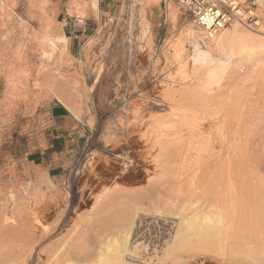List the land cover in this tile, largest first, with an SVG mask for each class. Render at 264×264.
Segmentation results:
<instances>
[{
	"label": "rangeland",
	"instance_id": "rangeland-1",
	"mask_svg": "<svg viewBox=\"0 0 264 264\" xmlns=\"http://www.w3.org/2000/svg\"><path fill=\"white\" fill-rule=\"evenodd\" d=\"M134 1L99 0L100 10L95 12L87 0H0V248H9V244L12 248L18 247L21 252L19 259L27 257L30 242H25V239L16 233L18 229L16 231L14 228L20 222L21 225L17 226L21 227L30 218V211H34L35 200L41 192L44 191L51 196L55 193L54 185L63 183L70 198L69 222L57 236L51 239L49 242L51 243L70 231L72 235L80 232V226L85 224L81 222H85L91 212L93 215L101 212L104 201L110 198V195L113 196L112 193L116 194L113 198L117 197L120 188L130 193L146 191L155 186L153 184L155 182L152 183L151 180L156 181L160 176L168 179V181L164 180L169 182L167 186L165 182L166 187L172 185L177 189L180 183V186L185 188L183 185H187L194 175L193 167L196 165L191 161L188 168L182 169L179 165L177 166L178 159L175 160L176 163L170 160L174 157L173 153L167 154L168 150L165 147L160 157L163 162L159 166L155 165L156 162H144V156L150 157L149 154L152 153V155H159V148H153L154 150L148 152L151 142L147 141L144 135H151L154 130L160 129L163 130L160 139L166 141L170 137L178 138L179 136L175 133L177 130L180 133L182 128L183 133L180 134H184L182 137L186 136V138L183 141L185 144L182 143L179 146L183 145L182 149L187 150L182 151L189 153L191 159L195 160L199 151L188 149L190 148V140H188L190 131L194 130L195 132L191 133H197V130L198 132L208 130V132L215 131V135H218L216 127L210 126V123L214 125L218 122L224 124L225 131L228 134L232 131L230 134L234 136L239 130L237 125L239 121L236 116L240 119V114L237 111L239 115L232 113L233 108H228L233 98L243 96L241 93L253 97L258 94V88L264 84V51L262 50L263 61L257 65L242 62L236 55L234 57L236 61L222 80L220 88L216 87L215 94L203 96L204 98L194 95L191 89L196 87L195 84L202 70L194 67L188 57L191 54V48L187 44L185 30L193 24L190 17L179 8L175 0H159L145 5L144 10L151 32L150 36L146 34L144 36L138 21L137 11L140 5L136 3L135 6ZM246 1L245 6L254 11L255 19L258 20V25L254 22H246V26L252 33L259 30L256 34H261L260 37H262L264 36V0ZM74 2L75 7L72 6ZM69 3L72 14L75 17L81 16L83 19L80 20L78 17L86 27L85 37L79 47L72 52L69 47L61 52L58 50L52 52L51 40H55L60 32L64 33V28L67 29L64 22L68 17L66 6ZM169 5L179 11L180 15L175 23L169 17ZM234 25L231 24L229 29H233ZM180 42L184 44L183 47L178 46ZM179 47L180 54L176 55V49ZM45 52L51 53L52 56L48 57L44 54ZM181 58L187 62L184 68H180ZM54 85L69 94L71 104L80 110L81 121L88 131L87 139L82 145L74 151L59 153L56 157L57 161L53 163V157L47 156L44 160H39L37 156L48 145L46 131L50 126L49 107L54 102L62 103L49 91ZM189 85L192 86L191 89ZM246 88L253 93L248 92ZM262 89L264 90L263 87ZM262 89L260 88V91ZM216 93L217 96H215ZM232 95L235 97L231 98ZM212 101L213 103L210 104L209 102ZM207 102L209 105L206 104ZM172 105H175L174 111L179 109L178 112L176 111L178 116L175 118L170 113ZM177 105H180L181 109ZM228 110L236 116L233 117L231 113L228 116V113L226 114ZM185 111L186 117L190 114V119L185 120ZM225 114L228 119L224 116ZM177 117L179 118L176 119ZM173 118L178 125L177 130L176 127L173 128L175 123ZM192 118L194 123L191 121ZM232 119L235 120L234 123ZM178 120L181 122H177ZM225 120L229 125L224 122ZM167 122L169 124L174 122L173 126L170 127L171 125ZM195 125L202 129L196 128ZM170 130L176 131L173 133ZM217 141L220 143L219 139ZM205 151H201L204 156L207 154ZM173 166L174 168L168 170ZM47 174L54 180L53 184L42 185L43 177L41 176ZM197 176L199 177L196 179L195 187L203 181L200 175ZM161 177L159 180L162 181ZM161 181L160 183H164ZM170 181L177 182V185L170 184ZM174 192L178 196L182 193V191L178 194ZM138 195L137 199L133 194L136 201L130 198L132 196L127 195L129 199L125 200L126 203L129 201L130 206L133 201L138 204L141 201ZM25 196L28 200L30 199V206L26 203ZM82 197L88 199L87 203H80ZM124 197L121 196L117 200L118 203H121ZM61 198L65 201L63 196ZM59 200L63 204L64 201ZM130 200L133 201L130 202ZM201 201L199 199L198 202L201 203ZM118 203L116 206L118 216L119 214H121L120 217L128 215L129 207L127 212L125 209L123 213H120L119 210L125 203H121L123 204L121 208L118 207L120 205ZM199 203L195 207L198 211L207 207L202 205L204 201L200 205ZM94 205L98 208L97 210ZM139 205L144 203L142 204L141 201ZM147 205L140 208L150 209L151 206ZM25 207L30 211L25 210ZM133 207L131 206V211L135 209ZM170 207L167 205L166 209L169 210ZM149 211L147 213L145 210L146 214H142L146 217L156 216ZM13 218L16 220L13 221ZM23 220L26 221L22 223ZM11 233H15L16 236L14 235L15 238H13L11 235L9 239L13 238V240L10 239L12 243H9L7 235ZM106 234L108 239L113 235L112 233L109 235V232ZM229 251L223 252L228 255V258H232V254H228L232 252ZM183 263L222 264L221 261L209 257L191 259L188 254L183 256Z\"/></svg>",
	"mask_w": 264,
	"mask_h": 264
},
{
	"label": "bare ground",
	"instance_id": "bare-ground-1",
	"mask_svg": "<svg viewBox=\"0 0 264 264\" xmlns=\"http://www.w3.org/2000/svg\"><path fill=\"white\" fill-rule=\"evenodd\" d=\"M158 1L159 0L134 1L135 6L136 3L140 5L139 11H135L138 12V21L142 26L141 28L144 36L145 34L150 36L151 32L144 7L145 5L153 4ZM87 3L95 12H99V0H87ZM72 6L75 7V2L72 3ZM169 7V17L171 21L175 23L179 18V11L172 5H169ZM70 12L72 13L73 11L70 9ZM233 24H235L233 29L230 30L228 26L212 36H207V34L194 23L186 28L185 37L187 44L191 48V54L188 56L190 63L193 64L194 67L202 70L200 78L195 84L196 87L193 86L195 87L193 89L192 86L190 87L189 85L194 95H198L202 98L203 96L208 97L215 94L216 87L218 86V89L220 88L222 80L236 61L234 58L236 55L240 57L242 62H249L257 65L263 61L261 53L262 50L264 51V36L260 37L261 34H256L259 33V30L258 32L256 31V33H252L250 29L247 28L245 22H234ZM51 44L53 45L52 52L55 50L59 52L64 51L69 47V37L65 33L60 32L55 37V40H51ZM178 46L183 47L184 44L180 42ZM180 47L177 48L178 50L176 49V55L180 54ZM44 54L48 55V57L49 55L52 56L51 53L45 52ZM179 63L180 68H184L187 65L184 58H181ZM97 81L98 78L96 79V82ZM36 86L39 87V85ZM262 87L264 88V84ZM262 87L260 88L262 89ZM260 88H258V94L253 97L249 96L250 98L248 94L245 95V93H241L243 96L238 94L239 96L235 99L233 98L234 95L231 96L233 100L228 108L232 107L233 111L229 109L232 113L235 112V114H240H238L240 116L239 119L238 116L232 114L229 110V112H226L228 116H230L229 113H231L233 117L236 116L239 121L237 124L239 130H237L238 128L236 127L238 132L234 134V136L230 134L232 131L228 134L224 129V124L221 122V124H219L217 122L218 120H216L217 123H215V121L213 122L215 123L214 125L209 122L212 128L214 126L216 127L215 130L218 132V135H215V131H206L204 129L205 125L203 126L205 131L198 132L197 130V133H191L194 130L190 131L188 136L189 139L187 137V139L190 140V148L188 149L198 150L200 152H197L198 154L195 160L191 159L189 153L186 154L183 152L187 150L182 149L184 147L183 145L179 146L182 143L185 144L183 141L186 136L184 138L182 137L184 135H181L183 133L181 130L182 128H179L181 134L177 132L178 127L176 126L178 125L174 118L178 116V113H176L177 110L174 111L175 105H172L170 108V113L172 117L174 116L173 121L175 123H167L171 125L170 127H172L174 123L173 128L175 129L176 127L177 131H174H176L175 134L179 136L178 138L169 136L170 139L165 138L166 141H162L160 135L163 133V130L161 131L160 129L154 130L151 135H144L146 140L151 142V147L148 149V152L153 148H159V155L148 153L150 157L148 155L146 157L144 156V162H156L157 164L155 165L159 166L163 162L160 158L163 154L162 151H165L166 148L168 150L167 154L173 153L172 155L174 157H171L172 159L170 160L173 162L178 159L177 162L179 164H177V166L179 165L182 169L185 170V168H188L191 161L196 165L193 167L194 175L187 185L182 184L185 188L180 186V183L178 187H176L177 189L173 188L172 185H169L172 188L169 186L166 187L169 182L167 183L164 180L168 181V179H164L161 176L160 177L163 179L162 181L159 180L160 177L156 179V181L159 180L157 181L159 185L156 186L158 183L151 180L152 183L155 182L153 184H155L156 187L148 188L146 191H133L130 193V191L128 192V190H126V192L124 189L121 190L120 188V191L117 190V192L119 191L117 197L113 198L116 194L112 193V195L114 194L113 196L110 195V198H106L107 200H105L104 203L102 202V209L100 208L101 212H98V214L94 213L96 215H93L91 212L90 216L85 219V222H81V224H85L80 226V232L76 235H72L70 231L62 238L51 243H49L51 239L57 236V234L67 226L69 215L71 214L69 209V194L65 191L63 183L61 185H54L55 193H52L51 196H48L44 191L41 192L38 199L35 200V209L33 212L27 209L28 206H30V199L28 200L25 196L27 199V202H25L28 204V206L27 204L25 205L27 206L25 210L30 211V218L27 221L23 220L22 223L25 221L26 223H23L24 225L22 224L21 227L17 226H20L21 222L17 224L14 229H16V231L18 229V232H15L22 236L25 242H30L28 255L23 259H19L21 252L18 250V247L12 248V246L10 247L11 244H9L11 242L10 239L13 240L16 234H6L8 238L7 236L5 237L9 240L7 241L9 242V248H0V264H18L19 261L20 264H182L185 254L190 255L191 259L209 257L221 261L222 264H264V90L262 89V91H260ZM246 90L248 91L249 89L246 88ZM49 91H51V94L78 118L82 119L80 110L71 104V99L68 97L69 94H66L62 88L55 87L54 85ZM192 92L191 94L193 95ZM248 92L253 93L252 90ZM198 96L197 98H199ZM215 96H217V93ZM76 98L77 97H75V99ZM209 103L211 104L213 101ZM209 103L207 102L206 104L209 105ZM178 106L180 105H177V107ZM178 108L181 109V106ZM236 111L238 113H236ZM184 113L185 120H187L190 114L187 112L189 115L186 117V111ZM184 113L180 114L183 115ZM180 114L179 116H181ZM226 114L224 116H226ZM178 118L179 117L176 119ZM226 118L228 119L227 116ZM223 119L225 118L223 117ZM179 121L180 120L177 122ZM191 121L194 123L193 118ZM224 122H226V120ZM228 122L230 123L229 120ZM234 122L235 120L233 123ZM200 124L203 125L205 123ZM182 125L180 126L182 127ZM195 126L199 128L198 125ZM199 129H202V127ZM170 131L174 133V131ZM171 132L169 134H171ZM186 135H188V133ZM218 139L220 143L217 141ZM214 141L218 142L219 145L216 146L218 143L215 144ZM202 150L207 151L206 156L201 152ZM155 168H157V166ZM172 168H174V166L168 168V170ZM198 170L200 171L198 172ZM197 175H200L203 181H201L202 183L199 186L195 187V184H197L196 179L199 177ZM44 176H41L43 177L41 178L42 185L44 183L53 184L54 180L50 175L47 174ZM160 181H164V183H160ZM165 182L167 184H165ZM170 182V184L175 183V181ZM153 184L151 185L153 186ZM175 185H177V182ZM174 191H176L177 194L179 191L180 193L182 191V193L178 196ZM201 193L204 194V196ZM133 194L136 198L137 194H139V201L141 200L144 205H139L141 201L135 204L134 201H136V199H134L135 196H133ZM127 195L132 196L130 198L134 199V201L130 200V202L133 201L131 202L132 204L130 203L131 206L135 208L132 209V211L129 201L128 203L125 201L129 199H127ZM62 196L65 201L61 198ZM121 196H126L121 200V203H125V205L117 201ZM198 196L202 197L203 200ZM59 199H61L62 202L64 201L63 204ZM199 199L205 203L202 204V201L199 203ZM87 201L88 199L82 197L80 203L85 204ZM197 202L199 205H207V207L203 208L202 206L203 210L201 211L200 209V211H198L197 208H195L197 206L196 204H198ZM117 203L118 205L120 204L118 207H122L123 205V208L120 207L123 210L122 212L119 208L120 213H123L125 209V212H127L129 207L130 211L128 210V215L120 217L121 214H119L118 216V210H116ZM145 204H149L151 208H153L151 211L156 215L155 217H153V215L151 217H146V215L144 216L142 214L145 210L148 213L151 209L140 208V206L144 207ZM95 205L94 208L97 210L98 208ZM167 205L173 207L167 210ZM141 210H143V212H141ZM151 211H149V213ZM24 212L26 213V211ZM15 220L13 218V221ZM106 232H109V235L112 233V237L108 239ZM11 235H13V238L9 239ZM224 250H230L232 253L228 254H232V258H228L226 254L228 251L225 253L223 252ZM233 255H235V257H233Z\"/></svg>",
	"mask_w": 264,
	"mask_h": 264
},
{
	"label": "crops",
	"instance_id": "crops-1",
	"mask_svg": "<svg viewBox=\"0 0 264 264\" xmlns=\"http://www.w3.org/2000/svg\"><path fill=\"white\" fill-rule=\"evenodd\" d=\"M70 3L66 6L67 19L64 22L67 29L64 28V33L69 37V49L75 50L79 47L80 42L84 39L86 27L83 26L79 16H74L70 12ZM79 17V19H78ZM68 32H67V31ZM48 120L50 126L46 131L48 145L46 149L40 152L37 159L45 157H53V163L56 162V157L59 153L76 150L84 140L87 139V128L80 118H78L71 110L63 103L54 102L49 107ZM52 165V164H51ZM56 167V166H53Z\"/></svg>",
	"mask_w": 264,
	"mask_h": 264
},
{
	"label": "built area",
	"instance_id": "built-area-1",
	"mask_svg": "<svg viewBox=\"0 0 264 264\" xmlns=\"http://www.w3.org/2000/svg\"><path fill=\"white\" fill-rule=\"evenodd\" d=\"M179 8L207 36L219 32L234 22H254V11L247 8L246 0H175Z\"/></svg>",
	"mask_w": 264,
	"mask_h": 264
}]
</instances>
